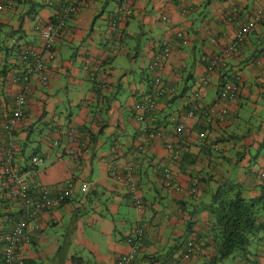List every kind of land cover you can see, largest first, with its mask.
Masks as SVG:
<instances>
[{
	"label": "crops",
	"instance_id": "1",
	"mask_svg": "<svg viewBox=\"0 0 264 264\" xmlns=\"http://www.w3.org/2000/svg\"><path fill=\"white\" fill-rule=\"evenodd\" d=\"M0 1V158L14 147L15 163L23 172L33 156H44L36 178L51 196L66 182L74 183L66 202L28 226V240L18 246L17 256L28 264H117L129 250L126 238L136 236L140 226L144 233L134 264H212L218 247L209 203L215 192L237 184L242 198L250 200L264 191V15L240 47L224 51L257 8H264V0H82L54 42V58L47 60L41 52L47 84L41 75L33 77L25 116L10 134L2 124L21 90L12 76L27 65L19 52L42 50L34 27L38 20L47 23L55 9L46 6L47 0ZM124 1L127 12L113 28ZM163 47L170 49L164 64L169 93L152 116L162 138L139 149L144 135L134 107L149 95L153 76L137 80L133 67L140 58L139 68L149 72ZM214 59L216 70L208 73ZM203 77L210 83L196 98ZM227 83H238V97L221 103L219 93ZM194 101L201 108L174 135ZM225 105L221 122L208 117L209 107L219 114ZM36 124L45 134L34 139ZM201 131L205 138L198 136ZM168 142L181 149L174 166ZM130 163L143 211L133 206L126 181L114 175ZM168 165L180 192L159 182ZM2 174L0 170V264L3 237L23 212ZM193 184L197 190L191 194ZM82 185L89 191L81 193ZM190 242L194 248L185 259ZM221 264H264V229L245 253L234 252Z\"/></svg>",
	"mask_w": 264,
	"mask_h": 264
},
{
	"label": "built area",
	"instance_id": "2",
	"mask_svg": "<svg viewBox=\"0 0 264 264\" xmlns=\"http://www.w3.org/2000/svg\"><path fill=\"white\" fill-rule=\"evenodd\" d=\"M55 0H48L47 4L52 6ZM127 1L122 2L116 17L112 20V27L115 28L123 18L122 14L127 12ZM82 6V1L80 0H68L64 3L63 8L55 9L52 18L55 16L54 20L51 18L47 23L38 20L35 24L34 30L41 34L42 40V50L38 51L34 48H27L20 52V60L25 65L24 71L16 72L12 76V81L15 84L21 86L20 92L14 97L13 103L10 106L9 113L5 116V121L2 124V128L6 134H10L14 128L18 125L21 119L24 118L26 108L28 105L27 94L31 91L33 85V77L38 74L41 75L42 83L47 81L45 76L44 59L41 56V52L44 54L47 60L54 58V42L57 37L61 36L64 28L67 24V19L75 15L80 11ZM3 8L0 1V9ZM264 15V8H257L253 16H251L248 21L241 26L239 31L236 33L234 40L225 48V52L229 53L240 47V45L246 40L247 36L252 32L260 22L262 16ZM165 20V18H164ZM233 18H229V21ZM178 38L184 40L185 35L182 32L178 33ZM169 47H163L159 52L153 57L150 64V72L152 73V89L148 96L141 98V100L134 107L138 112L135 116L137 122L140 123L139 130L143 133V138L140 141L138 148L144 149L145 145L151 140L156 138H162V130L154 126L153 113L158 108V102L162 99L168 92L167 84L164 80V64L169 55ZM31 60V63H28ZM218 61L216 59L212 60L208 67V73H213L216 70ZM210 83L207 77H203L200 81L198 89L194 92V97L198 98L201 94V90L208 86ZM240 87L238 83H227L225 84L219 93V99L221 103L233 102L237 99ZM1 105V104H0ZM7 107V106H6ZM199 103L195 104L187 113L182 117V120L173 129V134H180L184 129V122L190 117L194 116L200 109ZM217 108L212 106L207 109V115L209 118L215 116L217 121H222L223 116L227 114L228 107L221 110L219 114L216 112ZM1 107H0V117ZM205 131L198 133L200 138H205ZM57 144V142H55ZM116 149H120V146H115ZM166 149L169 152V161L172 166L179 163L181 158V149L174 142L166 143ZM16 150L14 147L10 146L5 151V154L0 158V170L14 187V197L21 204L23 210L22 217L15 223L12 230L6 234L3 244V263L4 264H28L22 258L17 256V248L22 242L28 240L26 232L28 226L33 222L37 221L40 214L49 210L56 205L61 204L67 197L72 193L74 183L71 181L66 182V184L54 192L51 196L49 189L37 181V175L39 170L44 167L46 163V158L44 156L35 155L31 158L30 165L23 172L18 168L15 163ZM115 178L118 180L123 178L126 181L128 190L130 191L131 202L135 208L139 211H143V201L141 195L138 193V185L134 179V166L132 163L128 164L125 171L122 172L119 168L118 171L114 172ZM175 177L171 166L164 168L162 173V178L159 179L160 184L167 189H172L174 192H180L181 188L174 181ZM34 182V183H33ZM89 186L82 185L81 192L86 193L89 191ZM191 194L196 192L195 184H193ZM137 240L129 236L126 241L129 243L130 247L127 252H124L118 259L117 264H134L139 249L141 247L140 237L144 233V229L140 226L136 227ZM186 253L184 258L187 259L191 251L194 248V243H188Z\"/></svg>",
	"mask_w": 264,
	"mask_h": 264
},
{
	"label": "trees",
	"instance_id": "3",
	"mask_svg": "<svg viewBox=\"0 0 264 264\" xmlns=\"http://www.w3.org/2000/svg\"><path fill=\"white\" fill-rule=\"evenodd\" d=\"M47 1L46 6L61 9L68 0H55L52 6L48 5ZM54 18L55 16L52 19L54 20ZM46 77L48 81V76ZM47 81L44 84H47ZM195 104H197L196 101L191 102L189 108L191 109ZM67 200L68 197L63 202ZM209 206L215 217L214 240L218 247L216 255L212 257V264H221L225 258L231 256L234 252L245 253L252 239L264 229V220H262L264 216L263 190L260 196L246 200L241 196L240 186L237 184L228 185L215 192L213 201L209 203ZM22 214L23 212H21V217ZM131 237L135 240L138 239L137 235Z\"/></svg>",
	"mask_w": 264,
	"mask_h": 264
},
{
	"label": "rangeland",
	"instance_id": "4",
	"mask_svg": "<svg viewBox=\"0 0 264 264\" xmlns=\"http://www.w3.org/2000/svg\"><path fill=\"white\" fill-rule=\"evenodd\" d=\"M3 40H5V37H3ZM58 41V40H57ZM1 45V44H0ZM63 46H65L66 47V49L68 50L69 49V45H66L65 43L63 44ZM125 61H126V63L128 64V67H130V62H129V60L127 59H124ZM140 65H141V62H140V58L138 59V61L136 62V65H135V67H133L134 69H137V73L135 74V79H137V80H139V79H141V77H143L144 79H146V77L149 79V76H151L152 74L150 73V71L149 72H147V69H145L144 68V70L142 71L139 67H140ZM149 73H150V75H149ZM125 90H127V91H125V92H123V94H122V97L124 98L125 96H126V93L128 92V88H126ZM40 132H41V134H40ZM44 134H45V132H44V130H43V128H42V125L41 124H36L35 125V127H33V136H32V138H34V139H36L37 138V136H41V137H43L44 136ZM31 148V149H30ZM29 148V153H32L33 152V147H30ZM253 153H254V151H253ZM160 192V191H159ZM82 193V192H81ZM161 193V192H160ZM132 213L133 214H135V210H134V208H132Z\"/></svg>",
	"mask_w": 264,
	"mask_h": 264
}]
</instances>
